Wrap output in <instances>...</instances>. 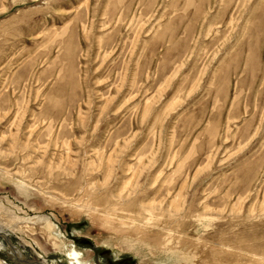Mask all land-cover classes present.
<instances>
[{
	"label": "rangeland",
	"instance_id": "obj_1",
	"mask_svg": "<svg viewBox=\"0 0 264 264\" xmlns=\"http://www.w3.org/2000/svg\"><path fill=\"white\" fill-rule=\"evenodd\" d=\"M0 230V264H264V0H0Z\"/></svg>",
	"mask_w": 264,
	"mask_h": 264
},
{
	"label": "water",
	"instance_id": "obj_2",
	"mask_svg": "<svg viewBox=\"0 0 264 264\" xmlns=\"http://www.w3.org/2000/svg\"><path fill=\"white\" fill-rule=\"evenodd\" d=\"M0 235L4 237V239H5L6 243H7V245L14 249L13 244L10 242V240L8 239V237L6 236V234L3 233L2 231H0ZM11 253H12V255L14 256V258H16V259L19 260V257H17V254H16V251H15V250H14V252H11ZM21 261H22V259H21ZM26 261H27V260H26ZM27 262H28V261H27ZM29 262H30V261H29ZM35 262H38V261H35ZM38 263H39V264H42L41 262H38Z\"/></svg>",
	"mask_w": 264,
	"mask_h": 264
},
{
	"label": "bare ground",
	"instance_id": "obj_3",
	"mask_svg": "<svg viewBox=\"0 0 264 264\" xmlns=\"http://www.w3.org/2000/svg\"><path fill=\"white\" fill-rule=\"evenodd\" d=\"M1 231V230H0ZM0 245L2 246V243L0 242ZM3 247V246H2ZM7 248H8V250H10L11 252H14V250H15V247H14V249L13 248H11L10 246H8L7 245Z\"/></svg>",
	"mask_w": 264,
	"mask_h": 264
}]
</instances>
